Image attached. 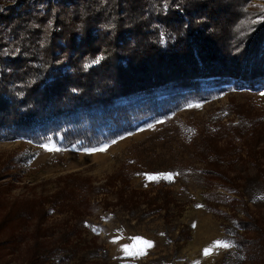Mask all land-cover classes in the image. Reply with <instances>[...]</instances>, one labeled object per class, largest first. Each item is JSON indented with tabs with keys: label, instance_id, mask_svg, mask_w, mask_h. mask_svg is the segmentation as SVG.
Here are the masks:
<instances>
[{
	"label": "trees",
	"instance_id": "obj_1",
	"mask_svg": "<svg viewBox=\"0 0 264 264\" xmlns=\"http://www.w3.org/2000/svg\"><path fill=\"white\" fill-rule=\"evenodd\" d=\"M251 2L0 0V140L97 147L226 85L262 90L264 5ZM259 123L241 114L232 132L257 135ZM218 130L200 136L214 160L224 156L212 145ZM74 190L66 183L52 196ZM17 200L0 199L1 208L10 203L1 235L41 217L40 203ZM225 232L234 253L218 264H264V216L245 208Z\"/></svg>",
	"mask_w": 264,
	"mask_h": 264
},
{
	"label": "rangeland",
	"instance_id": "obj_2",
	"mask_svg": "<svg viewBox=\"0 0 264 264\" xmlns=\"http://www.w3.org/2000/svg\"><path fill=\"white\" fill-rule=\"evenodd\" d=\"M241 114L257 117V135H234ZM207 130H218L212 144L224 153L218 162L199 146ZM113 141L85 148L51 139L0 140V199L38 202L43 210L40 218L3 228L4 264H29L42 255L43 264H218L234 253L226 227L245 208L264 216V88L226 85L167 116L141 120ZM66 183L74 184L73 196L54 198ZM134 237L152 246L128 255L124 245L143 247ZM216 241L231 246L213 247Z\"/></svg>",
	"mask_w": 264,
	"mask_h": 264
},
{
	"label": "snow or ice",
	"instance_id": "obj_3",
	"mask_svg": "<svg viewBox=\"0 0 264 264\" xmlns=\"http://www.w3.org/2000/svg\"><path fill=\"white\" fill-rule=\"evenodd\" d=\"M113 142H115V141H113ZM44 147H47V146H44ZM48 150H55V149H48ZM97 150L104 151V150H106V147L105 148H100V149H92V151H97ZM172 175L173 174H171V173L166 174L165 178L171 179ZM148 178L149 179H158L159 177L158 176H150ZM133 240L138 242V244L142 245L143 247L137 249L136 251H131L130 249L135 248L136 247L135 245H124L122 250L128 255H142V254H144V249L145 248H148V247L152 246L150 241H147V240H145V239H143L141 237H134ZM112 242L116 243L117 241L114 239ZM230 246H231L230 244H228L226 242H221V241H216V242H214V245H213V247H217V248L218 247L227 248V247H230ZM204 254L205 255H209L210 254V249H205L204 250Z\"/></svg>",
	"mask_w": 264,
	"mask_h": 264
}]
</instances>
